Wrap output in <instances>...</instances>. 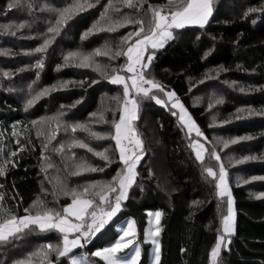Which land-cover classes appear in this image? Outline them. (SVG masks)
I'll list each match as a JSON object with an SVG mask.
<instances>
[{
  "label": "trees",
  "instance_id": "16d2710c",
  "mask_svg": "<svg viewBox=\"0 0 264 264\" xmlns=\"http://www.w3.org/2000/svg\"><path fill=\"white\" fill-rule=\"evenodd\" d=\"M37 5L49 3L62 7L71 0H33ZM93 8L78 13L62 35L50 45L44 57L45 66L40 70V77L34 87L39 90L58 80L83 81L71 84L64 89H57L47 97H42L35 105L24 110L23 100L28 91L27 85L36 80V69L27 68L39 58L38 54L27 55L29 50L42 43L41 33H45L49 21L53 19L47 11L33 8L30 15L26 9H8L9 0H0V25L29 21L31 27L19 29L15 36L0 32V49L10 50V54H0V72H15L10 78L0 76V145H7L5 151L16 147V137L11 136L12 125L19 120L28 123L41 117H54L58 111L64 112L63 119L69 123L90 121L93 112L104 111L105 118L113 119L112 108L116 104L111 97L122 94V87L113 85L92 68H80L67 65L57 70L56 65L63 63V55L68 51H90L100 47L105 40L113 45L119 43V37L134 29L127 25L115 32L102 31L93 33L88 39L80 36L95 20L99 18L103 6L108 0H90ZM120 14L134 13L120 0H113ZM166 4L167 0H146L143 10L137 15L147 22V5ZM214 10L209 22L200 28L197 25L185 26L176 30L179 35L164 48L157 51L151 67V74L160 80L168 89L175 90L183 104L192 114L201 130L205 133L206 147L215 144L223 162L227 166L228 157L264 153V116L255 115L241 119L230 118L239 107L251 105L256 109L264 107V12L249 13V7L264 6V0H213ZM117 17V13H113ZM256 22L253 23L252 21ZM147 26V23H146ZM211 50V51H209ZM208 52L205 57L204 53ZM101 63L118 65L124 58L109 61L107 57H98ZM223 65L227 71L217 74L216 69ZM209 73L210 79L203 80ZM95 80L96 83H92ZM203 80V83L197 81ZM251 87L254 90L248 91ZM240 88L246 91L241 92ZM223 96L224 102L209 109V98ZM79 101V103H75ZM75 103V107L68 105ZM63 106V107H62ZM170 107L158 105L153 100H145L134 121L141 139L144 141L145 155L137 166L139 175L129 190L128 199L123 202L121 211L110 221L97 237L87 246L93 252L97 248L118 237L115 226L126 218L136 221V238L141 244V264L150 261V243L145 241L144 232L148 225V212L163 210L161 218L160 243L162 248L161 264H209L208 253L215 244L220 216L226 208L217 209V198L212 183L201 174L199 162L189 145L190 138L186 130H181L178 116L172 115ZM217 117L213 123L212 115ZM115 118H119L118 111ZM227 119V123H219ZM55 129V123L51 125ZM92 129L97 132L111 130L108 123H93ZM26 134L31 140L22 155L15 158V166H10L4 177H0V191L5 201L15 208L17 215H24L37 196L45 199L49 207L62 208L71 202L70 197L56 195L60 182L71 187L88 184L90 181L110 180L120 168L118 152L113 156V163H107L87 149L74 147L65 149V153L75 152L77 158H86L89 162L103 168V171L72 175L71 168L65 167V153L52 151L61 140H66L69 133L63 127L56 133V139L46 150L53 166L41 171L40 150L43 136L36 135V129L29 124ZM48 127L44 128L48 134ZM75 135L84 139L95 150L108 148L114 151L115 142L110 138L94 139L77 130ZM250 135L252 139L223 148L217 144L216 137ZM24 141L26 137H20ZM215 167V162L212 161ZM151 169L152 175H149ZM229 182L235 203V232L227 249L221 250V264H264V197L255 194L264 191V180L250 181L248 184H237L236 177L264 176V160L247 161L228 168ZM45 189L42 191L41 189ZM98 199V198H97ZM193 201H200L193 204ZM10 245L0 244V264H13L29 252L47 243L59 242L55 232H28ZM55 260V255L50 257ZM62 264H68L67 258H61ZM97 264H104L99 258ZM57 264H61L60 261Z\"/></svg>",
  "mask_w": 264,
  "mask_h": 264
},
{
  "label": "snow or ice",
  "instance_id": "6c2138e0",
  "mask_svg": "<svg viewBox=\"0 0 264 264\" xmlns=\"http://www.w3.org/2000/svg\"><path fill=\"white\" fill-rule=\"evenodd\" d=\"M99 2L100 0H95V3ZM120 3L130 9H135V12L120 14L113 0H108L100 12L99 18L85 29L80 39L86 40L93 33L102 31L115 32L127 25L135 26L132 31L120 36L119 43L115 45L105 40L102 46L90 51L79 49L68 51L63 55V63L56 65L57 70L69 64L80 68H92L109 80L111 84L121 86L122 94L118 93L110 98L116 104V107L111 109L113 119L107 120L104 115L106 110H101L91 113L93 119L90 121L69 123L63 119L64 112L61 110L54 117H41L28 123L15 121L12 125L11 136L16 137V147L5 151L7 145H0V177L6 175L10 166H15V158L22 155L27 145L31 144L30 138L26 135L30 131L29 124L36 129L37 136L44 137L40 150L41 171H46L47 168L53 166L48 162L50 157L46 155V150L51 142L56 139V133L61 127L65 133H69V137L58 142L52 151L65 153V149L71 150L74 147L87 149L88 152L107 162L104 167L113 163V156L118 152L120 168L107 181L93 180L86 185L71 188L67 183L61 181L59 192L54 191V197L64 195L71 198V202L66 203L62 208L49 207L45 199L37 196L31 205L24 209V215H17L15 208L6 203L4 193L0 191V244L10 245L14 240L21 239L27 234L25 230L59 234V242L47 243L35 251L29 252L22 259L14 260L13 264H57L58 261L62 264L61 258L65 257L68 264H94L89 259V255L100 258L104 264H141L142 248L136 239V221L134 219L126 220V226L120 229L118 238L110 246L100 248L90 254L79 251V249H83L85 245L89 244L92 237H95L106 226H110L109 222L113 221V217H116L117 213L121 211L123 202L128 199L129 190L136 182L139 175L137 166L145 155V148L144 141L141 139L134 121L138 119V112L146 99L153 100L156 104L164 107L171 106L169 110L172 111V115L178 116L181 130H186V136L190 138L188 146L194 153L195 160L200 164L201 174L214 186L218 211L226 208V212H222L220 216V229L217 231L215 244L208 253L209 264H221L219 259L221 250L222 248L227 249L231 243V236L235 232L236 212L228 168L247 161L264 160V153L240 157L229 156L226 166L215 144L208 141L212 145L209 149L200 142L199 138L203 137L207 141V137L181 102L175 90L168 89L166 85L151 74V67L157 51L164 48L168 42L179 35L176 30L189 25H198L200 28H204L213 14V0H167L166 4L148 3L147 22L144 17L137 15L143 10L146 0H120ZM34 7L41 11H47L53 19L49 21L46 32L40 34L43 37L42 43L26 53L27 55L38 54L39 58L35 60L34 64L24 65L23 69L16 70L22 71L29 67L36 69L35 76L37 79L27 85L28 91L23 100L25 111L35 105L42 97H47L57 89H64L75 83H79L83 87V81L68 80H58L53 84L39 88V90L34 86L37 85L40 70L45 66L44 57L50 45L62 35V30H66L69 21H72L78 13L93 8L94 3L90 0H71L64 6L57 7L49 3L37 5L33 0H9L7 5L8 9H26L30 15ZM255 12H264V6L249 7L244 16ZM113 13H117V17H114ZM252 22L255 23L256 21L253 20ZM25 27H31L27 20L0 25V32L15 36L19 29ZM0 54L8 55L10 50L0 49ZM204 55L206 57L208 52H205ZM98 57H107L109 61L124 58V62L118 65L101 63L97 59ZM209 71H215L219 74L221 71H227V69L220 65L218 68ZM13 75L15 72L9 70L0 72V76L3 78H10ZM207 79H210L209 73L204 74L203 80ZM203 80H199L197 83H203ZM92 83L94 84L96 81L93 80ZM247 90L252 91L254 89L249 87ZM240 91L244 92L246 89L240 88ZM223 102V96H212L209 98L208 108L212 109L215 105ZM75 103H79V101ZM75 103L67 107H75ZM177 109L178 112L175 111ZM117 111L119 113L118 119L115 118ZM255 115L264 116V107L260 109L251 105L239 107L230 118L241 119L245 116ZM212 121L217 123L215 114L212 115ZM53 122L55 129L51 127ZM218 122L223 124L227 123L228 120ZM93 123H108L111 125V130L107 132L94 131L91 127ZM45 127L49 129L48 134L44 132ZM77 130L87 133L89 138H110L115 142L114 151L110 152L108 148L102 151L95 150L84 139L75 135ZM193 133L195 137H192ZM22 136L26 137L24 141L20 139ZM0 137H4V132H0ZM4 138L8 139L7 137ZM250 139L252 136L245 135L227 139L216 137L215 141L223 148H228L229 145ZM65 158V167L72 169V175L103 171V168L89 162L86 158H77L75 152L65 153ZM212 161L215 162V167ZM149 175H152L151 169H149ZM256 180H264V176L244 178L238 175L236 177L238 185L248 184L250 181ZM41 190L45 191L43 188ZM255 195L264 197V191ZM192 203L199 204L200 201H193ZM163 215V210L148 212L150 227L145 229L144 238L145 241H150L153 245L151 264H161L162 248L159 236L161 233L160 221ZM125 249L128 251L125 252ZM52 254L55 255V260L50 258Z\"/></svg>",
  "mask_w": 264,
  "mask_h": 264
},
{
  "label": "rangeland",
  "instance_id": "374dc122",
  "mask_svg": "<svg viewBox=\"0 0 264 264\" xmlns=\"http://www.w3.org/2000/svg\"><path fill=\"white\" fill-rule=\"evenodd\" d=\"M210 19V18H209ZM190 26V25H189ZM198 26V25H197ZM171 90V89H170ZM182 102V101H181ZM183 103V102H182ZM185 106V105H184ZM169 107H171L170 105H169ZM186 107V106H185ZM175 111H177L178 112V109L177 110H175ZM189 111V110H188ZM189 113H190V111H189ZM191 114V113H190ZM192 115V114H191ZM193 117V116H192ZM194 119V118H193ZM192 137H195V134L193 133L192 134ZM200 139V142L201 143H204L205 144V141H204V138L203 137H201V138H199ZM205 147H206V144H205ZM234 209H235V203H234ZM154 211H156V210H152V211H149V212H154ZM118 214V213H117ZM128 219H131V218H126V219H124V220H122L121 222H119L116 226H115V229H117L119 232H120V229L122 228V227H124V226H126V220H128ZM149 220H150V217L148 216V225H147V227H146V229L147 228H149L150 227V224H149ZM103 230V229H102ZM101 230V231H102ZM100 233V232H99ZM99 233H97L96 234V236L95 237H92V239L90 240V242H89V244L97 237V235L99 234ZM118 238V237H117ZM116 238V239H117ZM116 239H114V240H111V241H109V242H107L105 245H104V247H107V246H110ZM137 239V238H136ZM159 240H160V236H159ZM146 242H148V243H150V245H151V248H150V261H149V263L148 264H151V252H152V248H153V245L151 244V242L150 241H146ZM89 244H87V245H85V247L83 248V249H79V251H83V252H88L89 254H90V251L87 249V246L89 245ZM103 248V247H102ZM98 249H100V248H97V249H95L94 251H96V250H98ZM128 250L127 249H125V252H127ZM74 252H76V250H74ZM98 257H91L90 255H89V259H91L93 262H94V264H97V262H96V259H97ZM100 259V258H99Z\"/></svg>",
  "mask_w": 264,
  "mask_h": 264
}]
</instances>
